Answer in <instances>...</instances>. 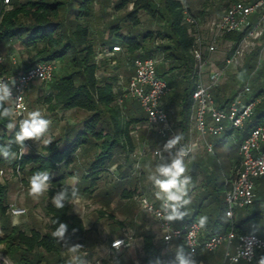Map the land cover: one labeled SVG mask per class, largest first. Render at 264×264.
I'll list each match as a JSON object with an SVG mask.
<instances>
[{
    "label": "trees",
    "instance_id": "obj_1",
    "mask_svg": "<svg viewBox=\"0 0 264 264\" xmlns=\"http://www.w3.org/2000/svg\"><path fill=\"white\" fill-rule=\"evenodd\" d=\"M94 1L11 0V7H8L9 4L0 0V42L14 40L18 47H22L27 52L28 62L25 63L24 68L46 60L56 62V60L65 59L68 63L61 74L54 73L53 77L49 79L51 80L50 89L44 95V102L48 110L57 112L77 108L89 113L82 121L81 126H72L71 130L64 135L49 140L50 144L43 143L39 150L28 148L22 157L18 155V158L14 160H6L0 156V165L10 163L15 173L20 174L27 168L28 174L32 176L37 171L47 170L52 177V187L47 192L48 199L44 205L48 217L44 232L37 228L27 231L18 224L12 223L9 215L10 203H8L7 184L0 180V227L2 231L0 245H3V254L14 264H67L65 247L62 242H58L51 235L56 227L53 221L58 219L67 224L66 242L82 240L87 228L83 218L73 210L72 204H66L63 209H56L51 203L52 196L61 187L71 189L75 186L79 193L81 190L93 191L101 174L110 169L109 166L113 162L117 150H124L127 158H132L137 147L132 133L134 125L146 119V113L143 115L141 112L143 109L141 105L134 110L129 108L125 111L123 102H118L121 92L116 87L119 78L116 72L100 76L97 74L100 66L98 55L101 51L97 50L96 43L91 37L88 22L93 14ZM233 1L235 0H231V2ZM185 3L183 0H159L158 2L156 0H118L115 4V8L118 10L130 5V9L123 16L129 24V29L123 33L118 23H113L110 26L111 35L118 36L115 40L118 43L116 45L120 47V50L122 48L123 50L119 52L121 53L119 55L113 53L110 59L104 57L102 60L104 64L109 60L110 64L114 63L115 67L119 68L122 55L133 61L135 57L153 55L159 51L163 53V61H169L170 64L177 61V64L173 63L171 68H178L181 71V77L179 83L175 85L176 89L165 96L163 107L169 111L168 104H178L182 132L187 129L189 122L193 81L196 73L195 37L184 21ZM230 3L226 2L224 6L227 8ZM188 9L190 10L189 7ZM142 12L153 19L163 21L164 29L158 30V34L150 29H146L144 33L134 31L133 29L141 23ZM191 13L197 17L195 13ZM198 13L203 14L204 10H200ZM245 33V30L235 31L224 36L239 41ZM159 37L162 40L161 43L154 44V46L150 44V41L155 43ZM110 41L109 39L105 42L104 49L108 45L112 49ZM259 51L260 48L257 47L249 56L245 64L247 74L256 71ZM260 77L262 80L254 86L248 97L255 98L263 95L264 66L259 70L258 78ZM238 90L230 96L224 93L220 96L217 92L214 95L217 104L227 105ZM133 101L137 100L133 98ZM20 119L22 118L11 117V120L17 123ZM9 122V119H0V145L5 144L14 135V132H10L7 128ZM261 124L264 125V96L256 104L242 130L230 129L225 136L215 137L214 152L210 157L212 162L210 170L197 163V166H200L204 171L202 181L194 185L201 189L194 194L198 201L192 204L191 212H188L183 220L175 222L182 225L190 220L198 221L201 215L208 216V223L202 229V237H208L231 228L239 233H256L244 223L258 217L259 212L251 210L239 221H236L237 212L232 219L227 218L224 201L225 180L219 181V175L224 174L225 178L230 175L231 170L240 159V143L254 127ZM75 127L78 129L75 137L70 140V143H65V139L70 138L72 129ZM86 145L94 146L97 150L82 174L80 181L84 185L81 188L68 182V178L76 174L75 170L69 168L73 164L76 153ZM13 151L19 154V149L15 145H13ZM168 157L169 155H166L164 158ZM157 162H161V159H157ZM131 164L133 167V163ZM224 164L228 168L231 167L229 171H225ZM62 165H65V170L57 176L56 172ZM144 171L143 169L142 173ZM127 177L130 175H121L120 179ZM191 177L194 181L196 177L194 170L191 171ZM135 190L136 188L134 190L124 188L122 195L131 198L134 196ZM257 193L264 195V189L259 191L255 189V197ZM245 209H249V207ZM213 210L218 211V216L212 219ZM223 217L227 218L225 224L222 220ZM141 236L143 241L142 264H163L165 252L161 243L162 239L157 240L156 234L151 230L143 231ZM181 247L185 254H188L182 240H178L174 248L175 257L177 249ZM222 256L223 249L220 247L215 251L201 249L197 255V262L198 264H220ZM261 256H264V253ZM238 264H257V262L240 261Z\"/></svg>",
    "mask_w": 264,
    "mask_h": 264
},
{
    "label": "rangeland",
    "instance_id": "obj_2",
    "mask_svg": "<svg viewBox=\"0 0 264 264\" xmlns=\"http://www.w3.org/2000/svg\"><path fill=\"white\" fill-rule=\"evenodd\" d=\"M24 1V0H19ZM118 0H95L93 3V14L89 18V26L91 30V37L96 43L98 51L101 53L98 55V60L100 63L99 70L97 74H118V83L116 85L117 89L119 86L127 84L129 78L134 72L133 61L124 58L120 60L119 69L115 67L114 63L104 64L103 59L107 57L110 59V55H105L104 47L105 42L110 41V45H116V38L118 36L111 35L110 26L113 23H118L120 25V30L124 33L129 29L128 22L123 18L126 11L130 9V5L124 9L118 10L115 8V4ZM157 2L159 0H156ZM11 0L9 1L8 7H11ZM187 6L190 8L191 12L197 15L199 20L198 26V36L202 37L206 42H209L212 35V30L210 29V23L213 20L218 19L224 13L226 7L224 4L226 2L230 3L231 0H185ZM204 10L203 14H199L198 11ZM165 24L160 19H153L144 12L141 13V23L136 26L133 30L139 33H144L146 29L152 30L154 33L158 34V30H163ZM253 44L246 48L244 56L237 62L227 66L224 69V74L222 76L219 84L214 88L213 94L220 92V96L224 93L227 96L232 95L237 89L242 88L244 85L249 84L251 87V92L254 86L259 83L262 78L259 77V70L264 66V36L259 38H252ZM161 38H157L155 43L150 41V44L161 43ZM233 40L225 38L223 36L215 43V49L212 52H207L206 56L210 62L219 68L225 67V59L229 56L233 48ZM260 48L257 57V69L249 74L246 73L245 64L249 59V56L257 48ZM110 49L109 45L106 47ZM104 49V50H103ZM103 50V51H102ZM123 50V48H122ZM122 50H119L121 52ZM0 55L3 58L2 66L5 71L12 72L16 67L24 68L25 63L28 62L27 52L15 44V41L0 42ZM14 57L17 62L14 63L12 60ZM252 61V60H251ZM164 61H162L158 66H161ZM56 71L55 74L59 75L62 73L68 65L65 59L56 60ZM16 66V67H15ZM121 83V85H120ZM51 80L48 81H36L31 84L30 89L27 91V111H33L39 109L45 118L51 120V125L48 133L41 139V141L28 140L33 150H39L40 146L44 143V140H51L52 138H57L58 136L64 135L65 131H70L72 126H81L82 121L88 116V112L82 109H67L57 112H51L48 110L46 103L44 102V95L50 89ZM249 96V95H247ZM140 106L138 101H133L132 97H125L123 101V108L127 111L129 108L135 109ZM27 111L23 118L27 115ZM143 115H145L144 109H141ZM177 110L174 109L170 111V118L173 126L176 130V114ZM78 131L77 127L72 129L70 138L65 139V143H70V140L75 137V133ZM177 131V130H176ZM133 136L136 140V150L142 144H145L149 148L147 155L142 161L141 170H135L131 166L133 163V156L127 158L124 150H117L113 162L109 166V170L104 171L99 180L97 181L96 188L91 192H85L81 190L80 199L72 204L73 210L77 212L84 221L87 228L82 240H75L73 242H62L65 247V255L67 257V264H74V258L80 256L85 264H142L141 254H142V232L147 230V226H150L151 222L155 220L145 213L140 207L138 200L133 197L128 198L122 195V190L124 188L137 191H146L148 194H155L156 189L154 188L152 182L149 180V176L154 174L157 162L151 153L153 147H162L168 141L166 138L160 137L157 132L153 129L148 128L146 119L142 120V123L135 127L132 131ZM178 133V131H177ZM198 136L196 132L190 135V138L186 139L181 135L180 140L182 142H187L189 139H195ZM209 140L215 137H208ZM214 141V140H213ZM176 148H179L177 145ZM176 148L172 149V153H175ZM96 148L91 145L83 146L79 150L75 157L73 164L69 168L70 170H75V177L78 178L75 183L76 186L84 185L81 182V177L83 172H85L89 161L92 159L96 153ZM202 151V161L200 163L204 168L207 167L210 170L212 162L210 160L212 152H206L205 148L200 147ZM196 151V150H195ZM193 151L191 155L184 158L186 173L185 175L191 176V171L196 172L195 180L189 186V197L192 203L184 209H189L192 204L198 201L194 198V194L198 193L199 188L195 187L197 183L199 184L204 176V171H202L200 166L192 165V158H194ZM170 155L169 152H164L163 157ZM191 160V161H190ZM197 163V161H196ZM197 165V164H196ZM225 165V164H224ZM192 167V168H191ZM145 170L142 173V170ZM225 171H229V168L225 165ZM2 170V171H1ZM65 170V165H62L56 175L62 174ZM28 169L21 171L20 174L15 173L10 163L5 165H0V180L7 184L8 188V203L14 204L25 208V212L14 216L9 210V215L13 224H18L21 228L29 231L31 228H37L41 232L46 230V224L48 223V217L45 213V202L48 199V193L35 198L29 195L28 192V179L31 175L28 174ZM129 174L130 177L126 179H120V176ZM192 178V177H191ZM225 180L224 174L219 175V181ZM264 182V179H262ZM69 183H72V178H69ZM73 184V183H72ZM137 186V187H136ZM199 187V186H198ZM80 188V189H81ZM264 189V185L260 190ZM107 193V195H106ZM156 197V195H155ZM223 197V196H222ZM254 204L249 207V209L240 208L237 210L236 221H239L246 214L250 213L251 210L259 212V216L250 220L248 223H244L245 226L252 228L257 234L264 237V195L263 193L256 195ZM218 216V211L213 210L211 217L216 218ZM223 223L227 221L226 217H223ZM133 233L134 244L140 243V249L136 248V255L134 258L130 256H125L124 254H115L110 249L111 241L119 236L125 235V233ZM2 235L0 227V236ZM161 237V236H160ZM157 240H159L157 238ZM162 243V242H161ZM79 244L81 249L78 253H73L68 250V247L72 245ZM163 244V243H162ZM163 251L165 252V257L163 258V264H174V251L175 244H170L166 247L163 244ZM3 245H0V264H14L9 258H7L2 252ZM223 249V246L220 247ZM168 251V252H166Z\"/></svg>",
    "mask_w": 264,
    "mask_h": 264
},
{
    "label": "built area",
    "instance_id": "obj_3",
    "mask_svg": "<svg viewBox=\"0 0 264 264\" xmlns=\"http://www.w3.org/2000/svg\"><path fill=\"white\" fill-rule=\"evenodd\" d=\"M5 1V0H4ZM10 0H8L9 3ZM185 2V0H183ZM7 3V4H8ZM184 21L188 25L189 31L195 37L194 54L196 58V73L194 77V88L192 92V106L189 117V131H196L198 136L189 139L187 142L179 140V148H184L188 157L199 145L208 152H214L213 143L208 137H223L230 129L242 130L246 121L250 118L256 104L261 101L262 96L255 98L248 97L251 93L249 84L240 88L227 105L217 104L213 89L219 84L224 74V69L241 59L246 48L253 44L252 38L264 36V0H235L231 2L224 13L210 23L212 30L211 40L206 42L198 36L199 20L184 5ZM246 31L239 41L233 40V48L229 56L225 59V67L219 68L209 61L206 54L215 49V43L225 34L230 32ZM120 50L118 45H113L112 49H105L106 55H112ZM163 53L156 52L153 55L135 57L133 59L134 72L127 84L120 85V95L118 102L122 103L125 97L136 99L146 113V123L148 128L153 129L157 134L166 139H171L178 135L169 113L163 107V100L170 92L171 86L158 72V65L163 61ZM14 63L17 60L12 57ZM3 58L0 55V80L15 84L12 86L13 101L9 105L13 108L14 119L25 115L27 110V91L31 84L36 81H48L56 71V63L52 60L40 61L26 68L7 72L4 70ZM20 97L16 101V97ZM19 105V107L17 106ZM264 125L254 127L250 133L242 140L239 146L240 159L233 167L231 173L225 178L224 201L226 204V216L232 219L237 210L248 208L255 201L256 181L264 177ZM29 141L26 148H30ZM149 148L142 144L135 150L133 156V169L141 170L142 161L147 155ZM163 156L162 147H153L151 153L155 159ZM185 157V158H186ZM18 171V169H16ZM2 171V170H1ZM134 198L142 210L151 216L160 227L162 243L168 247L175 240H182L188 254L197 261V255L201 249L215 251L223 246V256L220 264H233V257L251 251V255H240L238 263L245 261L248 263L258 262L261 254L264 253V237L257 233H239L231 228L227 231L211 234L202 237V229L197 228V220H190L182 225L174 222H167L160 218L161 201L153 197L146 191H137ZM11 214L18 216L26 210L23 207L10 204ZM228 213H231L229 217ZM133 233H125L123 236L114 238L110 243L112 251H119L134 244ZM234 234V238L229 239ZM117 241L119 244L117 245ZM168 252V251H166Z\"/></svg>",
    "mask_w": 264,
    "mask_h": 264
},
{
    "label": "clouds",
    "instance_id": "obj_4",
    "mask_svg": "<svg viewBox=\"0 0 264 264\" xmlns=\"http://www.w3.org/2000/svg\"><path fill=\"white\" fill-rule=\"evenodd\" d=\"M8 3V0H5ZM15 81L10 83L0 80V119H9L7 128L10 132H14V135L3 145H0V156L6 160H14L22 157L26 151V141H41V139L48 133L51 120L45 118L39 109L33 111H27V115L18 121L11 120V117L15 115L14 110L9 105L10 101H13L12 86ZM21 98L18 96L15 98L19 101ZM19 107V105H17ZM181 135L178 134L169 139L163 146V152H169V157L164 158L160 153L161 162L156 165L154 174L149 176V180L152 182L154 188L157 190L155 195L161 203L160 218L167 222H174L177 220H183L187 211H181V209L192 203L189 197V186L192 183V178L189 175H185L187 169L185 166V157L188 152L184 148H176ZM44 143L50 144L51 141L44 140ZM13 145L19 149V154L13 151ZM176 148L175 153H172V149ZM78 178L73 177L72 183L75 185ZM52 187V177L49 171L40 170L35 172L28 179V192L29 195L38 198L48 192ZM80 199L79 190L73 186L71 189L68 187H61L55 195L51 198V203L56 209H63L66 204H73ZM229 217L231 213H228ZM53 223L56 225L55 230L51 235L57 239L58 242H66L67 224L55 219ZM208 223V216L201 215L196 224L197 228L203 229ZM234 238V234L229 239ZM117 245L119 241L116 242ZM81 245L76 244L68 247V250L73 253H78L81 249ZM252 253L250 250H246L244 253L238 254L233 257V264H238L240 255L250 256ZM192 254H185L183 248H178L175 257V264H198V262L192 258ZM74 264H85V261L80 257L74 258ZM257 264H264V256H261Z\"/></svg>",
    "mask_w": 264,
    "mask_h": 264
},
{
    "label": "crops",
    "instance_id": "obj_5",
    "mask_svg": "<svg viewBox=\"0 0 264 264\" xmlns=\"http://www.w3.org/2000/svg\"><path fill=\"white\" fill-rule=\"evenodd\" d=\"M110 46H113V45H110ZM115 54H117V55H119V54H121V53H119V51H115L114 52ZM106 55V54H105ZM124 58H125V56L124 55H122V57L120 58V60H124ZM109 59V58H108ZM174 64H177V61H176V63L175 62H173ZM173 63H169V61H164L163 62V64L161 65V66H158V72H159V74L162 76V77H164V79H166L167 80V82L169 83V85L172 87L171 88V90L170 91H172V90H174V89H176V84L177 83H179V80H180V77H181V71H179V69L178 68H174V69H172L171 68V66H172V64ZM117 65V64H116ZM216 66V65H215ZM16 67V66H15ZM19 69H23V68H18V67H16L12 72H14V71H16V70H19ZM119 69V68H118ZM213 92H214V90H213ZM219 94H220V92H218ZM248 97V96H247ZM168 106V113H169V117H171L170 116V111H173L174 109H176L177 111H179V106H178V104H176V103H171V104H168L167 105ZM171 119V118H170ZM175 121H176V125H177V128H176V130L178 131V134H180V135H182L184 138H186V139H188V138H190V135L192 134V133H194V132H196V131H193V132H190L189 131V122H188V126H187V129L184 131V132H182V124L180 123V116H179V113L177 112V114H176V119H175ZM142 123V121H140V122H138V123H136L135 125H134V128L135 127H138L140 124ZM68 131H65L64 132V134L65 133H67ZM197 133V132H196ZM210 137H212V136H210ZM53 139V138H52ZM209 139V138H208ZM214 140V141H213ZM209 141H211L212 143H213V145L215 144V138L214 139H212V140H209ZM200 147H202L201 145H199L198 147H197V149H195L196 151H195V153L193 154V156H194V158H192V162L194 163L193 165H192V167L194 168V165L195 166H197L196 164L197 163H200V161H202V158H201V156H202V151L200 150ZM82 149V147L79 149V150H81ZM206 150V149H205ZM206 152H207V150H206ZM209 153V152H208ZM211 154V153H210ZM191 161V160H190ZM196 161H197V163H196ZM200 165H201V163H200ZM191 167V168H192ZM231 168V167H230ZM229 168V169H230ZM76 175V174H75ZM75 175L74 176H72V177H69V178H73V177H75ZM69 178H68V182H69ZM262 179H264V177L263 178H259L257 181H256V187H255V189H256V191H259L260 190V188H262L263 187V185H264V182H262ZM72 184V183H71ZM150 194V193H149ZM150 195H152L153 197H155V194H150ZM194 196V195H193ZM194 198H195V196H194ZM186 208V207H185ZM185 211H187V212H191V209L189 208V209H184ZM177 225H180V224H178L177 222H175ZM147 230H151L153 233H155L156 234V238H158L159 240H161L162 238L160 237L161 236V230H160V227L158 226V223L155 221V222H151L150 223V226H147ZM178 240H175V241H173V244H176V242H177ZM142 244H143V241H142ZM138 247V249H140L139 247H140V243H135V244H133V245H131V246H128V247H126V248H122L121 250H119V251H113V253H115L116 255L117 254H124L125 256H130L131 258H134L135 257V255H136V248ZM174 254V257H175V252L173 253ZM142 255V254H141Z\"/></svg>",
    "mask_w": 264,
    "mask_h": 264
}]
</instances>
